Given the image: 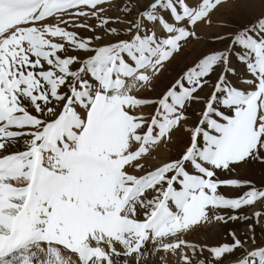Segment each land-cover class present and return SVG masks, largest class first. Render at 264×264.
<instances>
[{
  "label": "snow or ice",
  "instance_id": "6c2138e0",
  "mask_svg": "<svg viewBox=\"0 0 264 264\" xmlns=\"http://www.w3.org/2000/svg\"><path fill=\"white\" fill-rule=\"evenodd\" d=\"M222 2L133 0L120 6L126 15L140 9L126 21L131 39L96 46L102 36L82 38L70 28L119 37L117 28L106 27L121 21L102 15L105 0H0V264H69L62 248L77 254L78 264H130L129 258L140 264L150 240L156 250L190 248L192 257L183 254V264H194L205 248L216 261L242 250L231 264H264V246L245 248L249 239L256 243L251 224L249 237L231 232L232 242L218 246L162 240L209 220L210 211L230 210L213 217L225 224L264 217V190L239 178H217L218 171L243 162L264 163V16L215 37L229 39L228 47L204 55L162 97L130 94L150 87L148 72L159 74L181 42L195 36L190 29L210 23ZM89 16L98 25L81 22ZM70 49L93 54L81 60ZM233 56L254 78L245 81L254 90L232 84ZM206 85L213 92L198 124L185 128L190 145L181 157L130 174L128 167L143 169L139 160L149 146L188 119L187 109L202 99L198 92ZM153 104L150 118L135 114ZM222 187L246 190L229 197ZM258 201L262 208L253 217L240 213Z\"/></svg>",
  "mask_w": 264,
  "mask_h": 264
},
{
  "label": "rangeland",
  "instance_id": "374dc122",
  "mask_svg": "<svg viewBox=\"0 0 264 264\" xmlns=\"http://www.w3.org/2000/svg\"><path fill=\"white\" fill-rule=\"evenodd\" d=\"M150 3L151 0H140V3L145 2ZM192 0H189L191 3ZM133 0H105L103 16L108 18H117L118 21L121 22H112L106 27L111 28L115 27L122 34L119 37L106 34L104 30L97 28L96 32L88 31L86 29L81 28H70L78 33V35L82 38L90 37L94 35H100L103 38L99 41H94L96 46H102L109 44L116 39H131V36L126 32L127 27L129 26L126 21L135 20L137 16V9L130 15H126L124 11L121 10L120 6L125 4H132ZM222 5H226L225 2H222ZM222 5L218 6L221 7ZM217 9V8H216ZM216 9L210 13V23L207 21L198 22L195 26H193L190 30L195 32L194 37H189L186 41L181 42V47L179 51L175 52L173 56L164 64L163 69L159 72V74L153 75L151 80V86L138 87L134 90L132 95L137 96L138 98H147V99H157L163 96V94L167 91V89L171 86V84L189 67L193 66L198 62L204 55L222 48H227L229 44V39L224 40H216L215 37L227 36L230 33H235L240 29L246 28L257 21L259 17L264 16V6L259 7V5L255 8L256 10H249L248 8H243L240 12H228L224 14L220 11V13L216 12ZM86 11L88 9H85ZM258 12L257 14L255 12ZM227 15V16H226ZM235 15V17H234ZM228 18V19H227ZM57 22L56 18H48L47 23L55 24ZM81 22H86L89 25L96 26L99 21L95 17L89 16L86 21L84 18H81ZM186 22H182L177 26H184ZM227 30V31H226ZM162 33V35H161ZM157 34L161 37H164L166 33L161 32L160 30ZM58 40V38H56ZM199 52H202L200 54ZM69 55H79L81 60L91 56L93 53H84L77 52L76 50H69ZM185 62L184 68H179L176 71L177 64L182 65ZM179 65V66H180ZM231 66L235 69V74L230 75L229 79L232 84L235 85L238 89L244 91L254 90V85L246 83V80L254 79L251 74L246 69L245 65L240 63L235 56L231 59ZM75 67H79L76 65ZM181 67V66H180ZM171 70V75L169 74ZM167 76V77H166ZM216 77H212V82L214 84ZM129 82V84H128ZM127 84H131V80L127 81ZM132 92V91H131ZM213 92V87L206 85L205 88L198 92V95L202 97V99L198 102H193L191 106L187 109L188 119L182 122L181 126L173 129L169 136L166 138H162L157 144L149 146V151L143 155L139 163L144 167L142 170H136L131 167L127 168V171L130 174L141 176L146 174L147 171L155 170L156 168L162 166L163 164L170 162L172 160H177L181 157V154L186 151L187 147L190 145V137L191 132L186 131L185 128L195 127L201 119V113L205 109V103L208 99H210L211 94ZM219 107V105H216ZM156 105H147L142 106L141 108L135 110L136 115L143 114L146 118H150V115L154 113ZM59 111V109H57ZM230 114V113H229ZM49 119H54V117H49ZM135 148L136 146L133 145ZM20 150H23V146H21ZM191 172L192 169H189ZM217 178L219 179H231V178H239L241 180L250 181L253 187L264 190V163H261L258 160H250L248 162H243L233 166L232 171H218ZM246 189H237L232 187H222L219 191L222 194H225L229 197H235L240 195ZM148 195L151 197L155 195L153 192H149ZM262 208V202L258 201L253 206H248L242 208L240 213L246 215L248 217H253V214L256 211H260ZM253 210V211H252ZM142 211V210H139ZM227 214L232 215L233 213L230 210H216L215 212H209V220L201 221L198 224L191 225L187 230H182L177 233L175 237L168 236L162 238L163 243H175L177 240H185L190 244H195L200 247L203 246H218L224 243H231L232 236L231 232H234L237 237L241 240H244L246 237H249L252 232L249 228V225H253L256 243L253 244L249 239L245 244V248L247 250H253L257 246H264V217H262L257 223L255 219L249 220H235L228 221V223H222L216 219H214L215 214ZM138 218L143 219V216H139ZM203 222V223H202ZM193 227V228H192ZM192 229V230H191ZM195 230V231H194ZM190 232V233H188ZM193 235H192V234ZM186 236H184V235ZM192 235V236H190ZM183 236V237H182ZM195 239H193V238ZM184 238V239H183ZM188 238V239H187ZM190 239V240H189ZM192 241V242H190ZM156 247H155V246ZM157 244H154L151 240L146 243L145 249L147 250L148 256L147 259H141L140 264H183L182 256L183 254H187L192 257V250L190 248H182L173 252L171 250L165 251L162 247L157 249ZM118 250H123L122 246L116 245ZM107 248V247H105ZM63 249V248H62ZM65 251H69L64 249ZM155 250V251H154ZM164 252V253H163ZM166 252V253H165ZM164 255V256H163ZM243 251L237 250L234 254L226 255L222 261L230 260L234 261L238 257H242ZM233 258V260H232ZM122 261L125 259L124 257L120 258ZM130 264H136L134 258H129ZM199 259H204L206 264H220L222 261H216L212 255L207 251V248L201 254L199 249L197 251V256L193 257L194 264H197ZM153 260V262H152ZM167 261V262H166ZM218 262V263H217Z\"/></svg>",
  "mask_w": 264,
  "mask_h": 264
},
{
  "label": "bare ground",
  "instance_id": "6f19581e",
  "mask_svg": "<svg viewBox=\"0 0 264 264\" xmlns=\"http://www.w3.org/2000/svg\"><path fill=\"white\" fill-rule=\"evenodd\" d=\"M148 1V0H147ZM223 2L226 3V5H222L223 3H221L220 5H222L221 7H217L216 9V12L217 13H220V11L224 14H227L228 12H240L241 9L243 8H248L249 10H256L255 8L259 5V7H262V5L264 6V0H223ZM141 4H147L146 1L145 2H142ZM219 5V6H220ZM140 9H137L136 12L138 13ZM256 14L258 13L257 11L255 12ZM227 16V15H226ZM235 17V15H234ZM228 19V18H227ZM156 32L159 31V29H155ZM227 31V30H226ZM162 35V33H161ZM200 54H202V52H199ZM184 62V61H183ZM180 65V64H179ZM177 64V68H176V71L179 69V68H184L185 67V62L179 66ZM149 74H152L151 71L148 72ZM169 74L171 75V70L169 72ZM167 77V76H166ZM129 84V82H128ZM131 84H132V81H131ZM130 84V85H131ZM136 88H133L132 92H134ZM15 150V149H13ZM253 211V210H252ZM203 223V222H202ZM193 228V227H192ZM192 230V229H191ZM195 231V230H194ZM190 233V232H188ZM192 234V233H191ZM184 235V234H183ZM193 235V234H192ZM190 235V236H192ZM185 236V235H184ZM183 237V236H182ZM186 237V236H185ZM193 238V237H192ZM184 239V238H183ZM188 239V238H187ZM194 239V238H193ZM190 240V239H189ZM195 240V239H194ZM192 242V241H190ZM264 245V244H263ZM102 246L104 247H107L106 245H103ZM155 246V245H154ZM156 247V246H155ZM62 251V255L65 256L66 259L69 260V264H78V261H79V258H78V255L77 254H74V253H71L70 250L69 251H65L64 249H61ZM155 251V250H154ZM164 253V252H163ZM166 253V252H165ZM164 256V255H163ZM233 260V258H232ZM153 262V260H152ZM167 262V261H166ZM232 261H230L229 259L228 260H224L222 261L220 264H231ZM218 263V262H217Z\"/></svg>",
  "mask_w": 264,
  "mask_h": 264
}]
</instances>
